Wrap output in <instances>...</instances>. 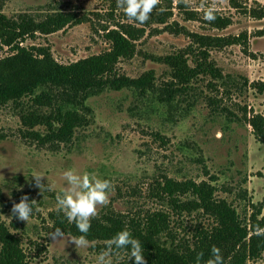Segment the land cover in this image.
Here are the masks:
<instances>
[{
  "label": "rangeland",
  "instance_id": "rangeland-1",
  "mask_svg": "<svg viewBox=\"0 0 264 264\" xmlns=\"http://www.w3.org/2000/svg\"><path fill=\"white\" fill-rule=\"evenodd\" d=\"M170 1L172 5L167 0L160 4L163 9L171 7L167 23L150 25L135 43L134 56L116 65L119 75L132 80L152 72L151 88L105 89L90 96L86 100L87 121L72 131L69 140L51 135L56 126L49 129L43 122L32 126L22 122V116L30 111H51L35 107L30 98L0 106V221L19 237L29 264H95L97 254L106 246V241H94L88 248H78L71 236L51 234L48 215L57 210L56 195L69 187L63 177L68 169L97 173L111 181L109 203L98 207V215L113 211L142 219L164 211L176 239L190 238L195 227L204 228L211 222L199 213L172 211L151 197V188L163 178L214 186L215 197L230 204L241 218L249 217L251 206L264 205V146L255 141L247 125L252 115L264 116V94L249 88L251 83H264V17H256L264 0H216V13L230 20L221 30L204 19L206 9L199 7L201 0H191L190 6ZM207 3L211 5L213 0ZM50 11L74 13L88 21L52 34L35 33L19 39V46L32 60L19 61L15 50L2 46L0 78L14 83L39 76L43 68L42 57L36 54L39 48L47 49L53 62L62 66L105 53L110 45L103 28L131 23L116 0H0V15L7 19L30 14L40 20ZM189 14L196 20H188ZM173 24L200 36L243 35L247 47L209 50V59L224 80L201 74L174 92L180 85L174 83L172 70L152 58L198 47L184 35L164 31ZM186 57L193 68L195 58L188 53ZM7 60L12 61L4 63ZM36 173L43 176V191L32 177ZM24 195L34 200L27 222L11 211ZM32 243L40 248L37 257H33L38 251ZM113 259L114 264L131 261L121 251ZM248 264H264V259Z\"/></svg>",
  "mask_w": 264,
  "mask_h": 264
},
{
  "label": "trees",
  "instance_id": "trees-1",
  "mask_svg": "<svg viewBox=\"0 0 264 264\" xmlns=\"http://www.w3.org/2000/svg\"><path fill=\"white\" fill-rule=\"evenodd\" d=\"M167 2L172 5L170 0ZM161 9V5H158L145 24L127 18L131 21L130 24L119 23L113 26L114 29L103 28L104 38L110 45L109 50L70 65H58L53 62L47 49H37L36 54L42 57L43 64L40 75L14 83L0 78V106L30 98L35 107L51 111L48 114H40L38 110L30 111L26 116H22V122H29L30 126L34 122H43L49 129L56 126L50 130L51 135L60 141L69 140L72 131L82 127L87 121L85 116L89 111L86 100L90 96L105 89L120 91L134 88L143 91L151 88L152 72L132 80L119 75L116 65L120 60H128L134 56L135 43L144 37L150 25L167 23L171 7ZM256 17H264V8ZM187 19L195 21L196 16L189 14ZM87 21L84 17L62 11L46 12L40 20L30 14L19 15L16 19H7L0 15V48L11 47L16 51L15 58L19 61L32 60V55L19 46V39L32 37L35 33L52 34ZM209 25L221 30L230 25V20L216 13V19L209 22ZM163 29L188 37L191 43L198 47L196 50L189 46L174 55L152 58L172 70L174 83L180 85L174 92H179L201 74L215 80H224L220 70L209 59V50H221L234 45L242 46L243 49L247 47L246 37L243 35L200 36L179 28L177 24L165 26ZM152 31L159 33L156 29ZM187 53L195 58L193 68L187 65ZM244 85L248 86L246 80ZM249 88L258 94H264V83H251ZM247 125L250 126L255 141L264 146V116L252 115L247 120ZM150 191L151 197L161 204H167L172 211L185 212L188 215L199 213L209 219L211 224L204 228L195 227L190 238L176 239L170 229L169 214L164 211L146 214L142 219L105 211L91 220L87 239L90 242L107 241L118 231L128 228L133 236L142 242L146 264H196L197 254L203 252L204 259L209 258L212 246L221 250L224 264H248L255 263L260 258L264 259V236L254 235L257 225L264 228V205L251 206L249 217L241 218L230 204L218 200L214 186L205 182L197 184L193 181L180 182L163 178L162 182H156ZM48 219L53 236H58L56 229L61 230L62 236L81 235L75 223L69 222L65 215L57 210L51 212ZM32 245L36 246L38 251L33 257H37L40 248L37 243ZM120 251L127 254L124 250ZM0 264H29L28 254L21 247L19 237L11 233L1 221ZM130 264H134L133 260Z\"/></svg>",
  "mask_w": 264,
  "mask_h": 264
},
{
  "label": "clouds",
  "instance_id": "clouds-1",
  "mask_svg": "<svg viewBox=\"0 0 264 264\" xmlns=\"http://www.w3.org/2000/svg\"><path fill=\"white\" fill-rule=\"evenodd\" d=\"M117 6L122 8L126 17L136 23L145 24L150 19L151 13L161 0H116ZM179 6L184 4L190 6L191 0H174ZM199 7L206 9L204 19L212 22L216 19V0L209 5L207 0H201ZM163 10V9H161ZM36 187L41 191L45 190V185L40 183L41 174H33ZM69 187L56 195L57 212L65 215L69 222L75 223L79 236H72L70 241L78 248H88L90 241L87 234L91 228V220L98 216V207L106 206L109 203V192L112 190V183L109 179L101 178L97 173L87 171L82 174L74 169L63 172ZM32 203L27 195L20 198L18 203L12 205V213L20 220L27 222L32 213ZM56 235L62 236L60 229L55 230ZM254 235L264 236V228L256 226ZM124 250L128 259L134 264H146L144 259V248L142 242L135 238L130 229L124 228L118 231L113 237L106 241L104 250L99 252L95 259V264H114L113 257ZM196 264H224L221 250L212 246L211 255L204 259V253L200 252L196 257Z\"/></svg>",
  "mask_w": 264,
  "mask_h": 264
}]
</instances>
